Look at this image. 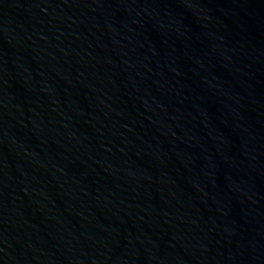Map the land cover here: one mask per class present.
Wrapping results in <instances>:
<instances>
[{"label": "water", "instance_id": "1", "mask_svg": "<svg viewBox=\"0 0 264 264\" xmlns=\"http://www.w3.org/2000/svg\"><path fill=\"white\" fill-rule=\"evenodd\" d=\"M0 264H264V0H0Z\"/></svg>", "mask_w": 264, "mask_h": 264}]
</instances>
